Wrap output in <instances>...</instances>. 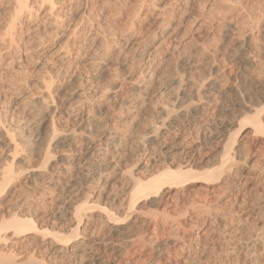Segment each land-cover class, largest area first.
I'll return each instance as SVG.
<instances>
[{"label": "bare ground", "instance_id": "1", "mask_svg": "<svg viewBox=\"0 0 264 264\" xmlns=\"http://www.w3.org/2000/svg\"><path fill=\"white\" fill-rule=\"evenodd\" d=\"M238 1L208 0L213 5L203 6V19H199L201 15L195 16L198 22L194 21L195 26L188 29L190 35L185 37V42L178 48H171L151 71H146L145 62H141L148 47L134 48L141 45L140 38L134 33V20L124 33H120L126 38L123 51L112 52V48L108 49L110 41L99 35L102 39L97 37L98 43L92 40V44L102 43L104 49L98 45L97 51L89 49L87 55L90 57L92 53L88 62L90 69L96 67L100 76H112L105 88L80 86L57 101L54 90L63 92L67 87L51 79H42V94L33 102L29 92H24L25 85L17 79L7 82L12 95L17 96L11 101L9 114L5 113V121L2 122L0 116V264H22L21 252L25 249L20 248L18 256L19 246L28 250V246L38 243L54 262L67 261L65 264L68 259L79 260L85 256L95 258L96 264H105L114 257L117 258L115 264H129L131 261L124 259L126 255L143 251V248L149 251L145 264H181L182 261L173 259L185 251L189 261L206 254L208 264L259 263L264 252V232L258 231L261 230L259 225L264 227V80L258 78L253 69L264 65V21L259 22L256 18L255 28L254 18L258 12L251 18L254 24L249 28L245 25L246 31L242 32L240 26L243 27L245 21L241 24L237 21ZM8 2L11 5L10 20L0 35V59L18 54V62L22 64L27 61L23 59L25 56L30 58L29 52L26 50L25 54V49L21 50L18 43L24 27L38 24L40 18L42 22L48 20L59 35L54 37H57L58 46H52L51 53L58 51L63 54L62 59L70 58L75 53L68 44L81 35L79 28L93 19L90 7L96 4V0H78L75 15H69L71 18L66 21L68 15L64 4L67 0ZM158 4L152 8L157 32L169 41L177 33V28L171 26L178 16L174 14L175 6L170 5L172 8L168 9L167 4L166 8ZM218 4L227 14L220 11L224 18L221 17L219 24L210 23L207 17L213 16L216 10L212 6ZM251 7L250 12L254 6ZM247 13L243 16H248ZM220 24L223 32L218 30L222 35L217 44L214 27ZM254 29L260 31L256 34ZM122 42L117 38L111 43L117 46ZM214 42L216 49H212ZM44 43L43 39L40 44ZM133 48L131 57L123 56L125 51L131 53ZM202 55H205L204 60L200 59ZM227 60L231 67L238 69L233 79L238 85L232 87L221 83ZM1 63L0 60V78L4 70ZM83 71L77 66L68 68L66 74L83 79ZM216 96L230 97L233 103L226 110L223 105L215 106ZM25 97H28L27 105L35 104L24 109H29L34 119H40L38 125L33 126V121H24L30 120L25 118L26 115L14 112ZM214 111L217 114L210 118L209 114ZM133 112L136 114L126 116ZM44 141L47 146L43 145ZM133 143L136 160L126 164L124 152ZM53 148H60V153H52ZM110 172L118 175L115 179L121 190L120 196L104 188L100 193L87 192V187L94 181H98L100 187L102 184L106 187L109 180L106 174ZM30 185L35 186L34 192L23 193L24 186ZM210 185L220 188L203 204L212 208V211L208 209L210 214L206 218L196 214L182 220L186 217L178 214L175 206L181 195L192 190L211 191L207 187ZM194 186L197 188L193 189ZM149 207L153 210L145 212ZM244 222L249 224L247 231L241 230L243 227L239 223ZM103 226L105 232H101ZM203 235L207 241L198 253L194 244ZM136 246L138 248L132 250ZM33 249H30L32 253L35 252Z\"/></svg>", "mask_w": 264, "mask_h": 264}, {"label": "rangeland", "instance_id": "2", "mask_svg": "<svg viewBox=\"0 0 264 264\" xmlns=\"http://www.w3.org/2000/svg\"><path fill=\"white\" fill-rule=\"evenodd\" d=\"M1 2H0V35H1V33H2V31L4 30V25L10 20V7H11V5H10V3L8 2V0H0ZM69 0H67V2H65V4H64V6H65V8H66V14L69 16V15H75V13H76V7H77V3H78V0H74V2L71 0V1H69ZM77 1V2H76ZM194 1V2H193ZM239 1H240V3H239ZM238 1V5H236V8L237 9H235L234 11L237 13H235L236 14V18H237V21L238 22H240V24H241V22H243V21H245L244 23H243V27H241L242 26V24H241V26H240V29L242 30V32L245 30L246 31V26H248L247 28H249L250 26L249 25H253L254 23H253V21L256 19V20H259V22L260 21H264V0H239ZM253 1L256 3L257 1V4H255V3H253ZM71 2H73V3H71ZM101 2H104V4H100ZM142 2V0H96V4H93L92 5V7H90V9H92L91 11H92V13H91V11H90V13L92 14L91 15V17H93V19L91 18L90 20H88L89 22H87V24L85 25V24H83L79 29H80V32H81V35L77 38V39H79V40H77V39H74V40H71L70 41V45L68 44V46H69V48H71L72 49V51L75 53V55L74 56H72V57H66L65 59L63 58L62 59V57H61V55H63V54H60L61 52H58V54H56L57 52H53L54 54H56V55H54L53 53H51L52 51H50L51 49V47L52 46H54V45H57V42L55 41V39L57 38H54L56 35H58V33H57V30H56V28L54 27V25L52 24L51 25V23L48 21H43L42 22V20H41V18L39 19V22H38V24H34L33 26H31V27H24V31L22 30V32H20V37L18 36V43L20 44V46H21V50H23L24 51V49H25V54H27V52H29L27 55H30V58L29 57H27L26 58V56L23 58V59H27V61H23V64L22 63H20V62H18V54H16L15 56H13V58H7V57H2L0 60H1V64H2V66L4 67V70H3V74H2V76H1V78H0V116H1V120H2V122L3 121H5L4 120V118H5V113L8 115L9 114V112H10V110L12 109L11 108V105H12V100H13V97L14 98H16V96L17 95H12V91H11V89H9V87L7 86V82H9L11 79H17L23 86H24V92H29V95H30V100L31 101H33L34 102V100H36L37 98H39V96H41V94H42V91L43 90H41V85H40V82L42 81V79H46V80H48L49 79V81H50V79L52 80V81H56L57 83H61V84H64L67 88L65 89V90H63V92L62 91H59V92H57V91H55L54 90V94H55V98H56V100L57 101H59V100H62V98L64 99V98H66L65 97V94L66 93H70V92H74L77 88H79L80 86L82 87V86H84V87H89V86H91V85H93V86H91V88H101V87H107V85H109L110 84V80L112 79V76L110 77V76H106V75H103V76H100L99 74H100V70H98L96 67H92V69H90L91 67H90V64L88 63L89 62V58L92 56V53H91V55H89L90 57H88V55L87 54H90L89 52H90V50L91 51H93L94 50V48L95 47H97L98 45H101V48H100V46L99 47H97V48H100V49H104L103 47L105 46V45H103V47H102V43H99L98 45H96L95 46V44H92V40H93V42L94 43H98V40L102 37V38H104L103 36H105V38L107 39V41L109 42L110 41V43H109V45H110V47H108V49H110V48H112V49H110V50H112V52H114V51H123V49L125 50L126 48H124V47H126V44H125V41H126V38L125 37H121V34L120 33H124V31H126V29L128 28V26H129V24L131 23V21H133L134 20V33H135V36L136 37H139L140 38V42H141V45H140V47H134L136 50L139 48V49H144V48H147L148 47V49H149V51L146 53V57H145V59H143L141 62L143 63V62H145V66H146V71H147V69L148 70H152L153 68L155 69L157 66H158V64L159 63H161L160 61H162V60H164V57L166 56V54L168 53V51L171 49V48H173V49H175V48H178V47H180L184 42H185V40H186V38H187V36L189 37V32H187L188 31V29L189 28H193V26H195L193 23H197L198 21H196L197 19L196 18H198L200 15H201V17H199V19L200 18H202L203 19V15H202V13H203V10L205 9V7H211L210 5H213L211 2H208V0H143V2ZM167 2V3H166ZM173 2H175V3H173ZM201 2V3H200ZM248 2V3H247ZM250 2V3H249ZM259 2H261V3H259ZM71 3V4H70ZM99 3V4H98ZM107 3V4H106ZM158 3H160V4H158ZM169 3V4H168ZM194 3V5H192ZM198 3V4H197ZM205 4V5H203V4ZM241 3L244 5H246V6H244V8L242 7V6H240L241 5ZM247 3V4H246ZM255 4V5H252V4ZM68 4H69V6H71L72 5V7L71 8H69V10H68ZM143 4V5H142ZM161 5V6H163L164 8H166V6L168 7V9H170V8H172V6H170V5H173V6H175V8H174V14H175V16L177 17V18H175V19H173L172 20V26H171V28H173V27H175V29L177 28V33H176V35L173 37V38H171V40H167V41H165L164 40V38L165 37H163V36H161V34H158V29H157V25H156V19L154 20V17H153V15H154V13H153V7H155L154 5ZM162 4H164V5H162ZM167 4V5H166ZM202 5V7H201V5ZM240 4V5H239ZM250 4H251V6H254V8H256V10L258 9V8H260V10H257V12L255 11V9L253 8V9H250L251 10V12L249 11V8L251 7L250 6ZM260 4V5H259ZM73 5H74V7H73ZM102 5V6H101ZM166 5V6H165ZM198 5V6H197ZM263 6V8H262V6ZM66 6H68V7H66ZM96 6V7H95ZM203 6H205V7H203ZM218 6V10H219V12H218V10L217 9H215L216 7ZM221 6V5H220ZM220 6H219V4L218 5H216V7L215 6H212V9L215 11V13L213 12V16H208L207 17V19H210L211 21H210V23H212L213 21H215V24H219V20L221 21V17H223L224 16V14L226 13V12H223L225 9L224 8H222V6H221V8H220ZM237 6H239V7H237ZM248 6H250V7H248ZM256 6V7H255ZM170 7V8H169ZM188 7V8H187ZM196 7V8H195ZM198 7V8H197ZM214 7V8H213ZM248 8V9H246L245 10V8ZM93 8H94V10H93ZM96 8V9H95ZM102 8V9H101ZM153 8V9H152ZM193 8H195L194 10L195 11H192V9ZM201 8H202V10H201ZM204 8V9H203ZM252 8V7H251ZM72 9V10H71ZM74 9H75V11H74ZM89 9V10H90ZM221 9V10H220ZM223 9V10H222ZM238 9H240V10H238ZM244 9V10H243ZM199 12H198V11ZM241 10H243V11H245V12H243L242 11V16L240 15L241 14ZM255 12H254V11ZM72 11H74V12H72ZM94 11V12H93ZM186 11H187V13H186ZM191 11L192 12H194V15L191 13ZM222 13H224V14H222ZM226 11V10H225ZM238 11V12H237ZM240 11V12H239ZM253 11V12H252ZM69 12V13H68ZM97 12V13H96ZM190 12V13H189ZM247 12H250L251 13V15H249L250 13H247ZM258 12H260L259 13V15H258ZM262 12V13H261ZM185 13H186V15H185ZM196 13V14H195ZM217 13H218V16H217ZM243 13H247V15L248 16H245L246 14H244V16H243ZM254 13V14H253ZM136 14V15H135ZM153 14V15H152ZM216 14V15H215ZM221 16H220V15ZM227 14V13H226ZM225 14V15H226ZM256 14V15H255ZM133 15V16H132ZM152 15V16H151ZM189 15H192V16H189ZM199 15V16H198ZM259 16V18L260 19H262V20H260V19H258V16L257 17H255V16ZM68 16H66V18H65V20L67 21V20H69L71 17L69 16V18H68ZM139 16V17H138ZM195 16H196V18H195ZM249 16H251V17H249ZM255 18H254V17ZM103 17V18H102ZM129 17H131V18H129ZM135 17V18H134ZM179 17H181V19L179 18ZM192 17V18H191ZM206 17V16H205ZM211 17V18H210ZM215 17V18H214ZM217 17V18H216ZM245 17V18H244ZM246 17H248V18H246ZM254 18V20L252 21V19L251 18ZM134 18V19H133ZM139 18V19H138ZM180 19V21H182V22H180L179 21V19ZM188 18V19H187ZM191 18V19H190ZM224 18V17H223ZM131 19V20H130ZM198 19V20H199ZM247 19V20H246ZM250 19V20H249ZM92 20V21H91ZM130 20V21H129ZM187 20H189V21H187ZM240 20H242V21H240ZM250 22H249V21ZM255 20V21H256ZM65 21V22H66ZM91 21V22H90ZM195 21V22H194ZM208 21V20H207ZM252 21V22H251ZM129 22V23H128ZM192 24H191V23ZM209 22V21H208ZM238 22H237V24H238ZM246 22H248L247 24H246ZM257 22L258 21H256V24H255V28H256V25H257ZM89 23V24H88ZM90 23H91V25L93 26H90ZM126 23V24H125ZM128 23V24H127ZM157 23H158V21H157ZM179 23V24H178ZM195 23V24H196ZM221 23V22H220ZM223 23V22H222ZM221 23V24H222ZM250 23V24H249ZM162 24V23H161ZM182 24V25H181ZM189 24V25H188ZM216 25L217 27H214V29H215V33H216V36H218L217 37V44L220 42L219 41V37L222 35V33L221 32H223V30L221 29V28H223V25ZM239 24V25H240ZM99 25H100V27H99ZM176 25V26H175ZM246 25V26H245ZM86 28L87 27V29H85L84 27ZM89 26V27H88ZM126 26V27H125ZM178 26V27H177ZM33 27V28H32ZM54 27V28H53ZM90 27H91V29H90ZM154 27V28H153ZM220 27V28H219ZM81 28H84V30L83 29H81ZM125 28V29H124ZM186 28H187V30H186ZM258 28V27H257ZM65 29H66V27H65ZM121 29V30H120ZM179 29V30H178ZM186 31V33H185V31ZM54 30V31H53ZM87 30V31H86ZM95 30V31H94ZM137 30V31H136ZM155 30H156V32H155ZM217 30V31H216ZM218 30H220V31H218ZM83 31H85L84 33H82ZM121 31V32H120ZM260 30H255L254 29V32L257 34L258 32H259ZM55 32V33H54ZM102 32H104V33H102ZM184 32V33H183ZM86 33V34H85ZM98 33V34H97ZM157 35H156V34ZM84 35V37H83V35ZM94 34H97L96 36L94 35ZM101 34L103 35V36H101ZM141 34V35H140ZM148 34V35H147ZM154 34V35H153ZM189 34V35H188ZM40 37H39V36ZM43 35V36H42ZM95 36L94 38H91V36ZM101 37H100V36ZM107 35V36H106ZM144 35V36H143ZM82 36V37H81ZM88 36V37H87ZM143 36V37H142ZM154 36V37H153ZM184 36V37H183ZM37 37H39V39L37 38ZM42 37H44L43 39H44V41H45V43L47 44H45L44 43V45L42 46L41 44H40V42L41 41H43V39H42ZM49 37V38H48ZM58 37H59V35H58ZM97 37L99 38L97 41H96V39H97ZM186 37V38H185ZM30 38V39H29ZM35 38H37V39H35ZM52 38V39H51ZM89 38H91V39H89ZM101 38V39H102ZM111 38V39H110ZM115 38V39H114ZM117 38H118V40H122L123 42V44L121 43V44H119V45H117V46H112L113 45V43H111V42H113L114 40L116 41L117 40ZM179 38V39H178ZM185 38V39H184ZM34 39V40H33ZM51 39V40H50ZM109 39V40H108ZM152 39V40H151ZM173 39V40H172ZM175 39V40H174ZM178 39V40H177ZM183 39H184V41H183ZM29 40H30V42H29ZM33 40V41H32ZM48 40H49V42H48ZM89 40H91V41H89ZM161 40H164V41H161ZM38 41V42H37ZM73 41H74V43H73ZM150 41V42H149ZM156 41V42H155ZM181 41V42H180ZM159 42H161V43H159ZM165 42V43H164ZM216 42H214L213 43V47H212V49H216V48H218L217 47V44H216ZM40 44L41 45V47L39 48V46L40 45H37V44ZM49 43V44H48ZM56 43V44H55ZM82 43V44H81ZM90 43V44H89ZM163 43V44H162ZM72 44V45H71ZM81 44V45H80ZM161 44V45H160ZM165 44H167V45H165ZM171 44V45H170ZM23 45V46H22ZM85 45V46H84ZM93 45V46H92ZM108 45V46H109ZM58 46V45H57ZM78 46V47H77ZM79 46H80V48H79ZM89 46L91 47V48H89ZM107 46V45H106ZM147 46V47H146ZM156 46V47H155ZM169 46H171L170 48H169ZM214 46H216V47H214ZM22 47H24V48H22ZM84 47V48H83ZM87 47V48H86ZM93 47V48H92ZM114 47V48H113ZM160 47V48H159ZM30 48V49H29ZM118 48V49H117ZM134 48H133V50H131V53H130V51L128 50L127 51V54L125 53H123V56H125L126 58H127V56L129 57H131L132 56V51L134 52L135 50H134ZM157 50H156V49ZM32 49V50H31ZM90 49V50H89ZM120 49V50H119ZM153 49V50H152ZM155 49V50H154ZM162 49V50H161ZM26 50H27V52H26ZM98 49H96L95 48V51H97ZM23 51H21V55H23L22 54V52ZM49 51H50V53H49ZM62 51V50H61ZM159 51V54L157 53ZM164 51V52H163ZM2 52V51H1ZM0 52V53H1ZM35 52V53H34ZM88 52V53H87ZM94 52V51H93ZM111 51H109L108 53H112ZM161 52V53H160ZM34 53V54H33ZM107 53V54H108ZM38 54V55H37ZM49 54V55H48ZM53 54V55H52ZM77 54H78V57H77ZM131 54V55H130ZM31 55L33 56V57H31ZM50 55H52L53 57H51ZM127 55V56H126ZM148 55V56H147ZM154 55V56H153ZM157 55V56H156ZM122 56V57H123ZM160 56H162V57H160ZM204 56V57H203ZM76 57V58H75ZM88 57V58H87ZM153 58V59H151V58ZM158 57V58H157ZM201 58V60H204L205 59V55H202V56H200ZM47 58V59H46ZM157 58V59H156ZM160 58V59H159ZM12 59V60H11ZM62 59V60H61ZM131 59V58H130ZM130 59H127V61L129 62V60ZM148 59H149V61H148ZM154 59H156V60H154ZM10 61L9 63H7L8 61ZM63 60H65V61H63ZM74 60V61H73ZM87 60V61H86ZM145 60V61H144ZM222 60H224V59H222ZM32 61V62H31ZM56 61V62H55ZM67 61H69V62H67ZM82 61H85L84 63L82 62ZM151 61V62H150ZM228 61V60H227ZM226 61V63L227 64H225L224 65V67L223 68H225L224 69V75L222 74L221 75V83H223V85L225 86V87H232L233 85H238V81H236V79H235V81L233 80L235 77H234V75H237V71H238V69L236 70L234 67L235 66H233L232 65V67H231V64H229L230 62L228 61L227 62ZM26 62V63H25ZM131 62V61H130ZM129 62V63H130ZM224 62V61H223ZM222 62V63H223ZM5 63V64H4ZM65 63V64H64ZM80 63H81V65H80ZM150 63V64H149ZM7 64V65H6ZM39 64V65H38ZM69 64V65H68ZM73 64V65H72ZM78 64V65H77ZM85 64H87V66L85 65ZM131 64V63H130ZM144 64V63H143ZM221 64V63H220ZM84 65H85V67H84ZM151 65V66H150ZM229 65V66H228ZM262 65V64H261ZM261 65H259V66H257L258 68L256 69V70H254L253 69V71H254V73H256L255 75L258 77V78H260V79H262V80H264V65H262V67H261ZM61 66V67H60ZM63 66V67H62ZM71 66H73V67H71ZM77 66H80L81 68H82V74H84L83 75V79H78L77 77H75V76H72L71 74H66V70L68 69V68H75V67H77ZM149 66H150V68H149ZM90 67V68H89ZM47 68V69H46ZM263 68V69H262ZM57 69V70H56ZM87 69V70H86ZM234 69V70H233ZM46 70V71H45ZM86 70V71H85ZM5 71V72H4ZM50 71V72H49ZM89 71V72H88ZM91 71V72H90ZM228 71H230V72H232V73H230V72H228ZM263 71V72H262ZM199 73H200V70L198 71ZM202 72V71H201ZM227 72V73H226ZM48 75H47V74ZM50 73V74H49ZM61 73V74H60ZM65 73V74H64ZM230 73V74H229ZM260 73H262L261 75H260ZM46 76H45V75ZM60 76H59V75ZM97 74V75H96ZM15 75V76H14ZM35 75V76H34ZM40 75V76H39ZM43 75V76H42ZM37 76V77H36ZM63 76V77H62ZM105 76V77H104ZM260 76V77H259ZM6 77V78H5ZM9 77H11L10 79H9ZM15 77H17V78H15ZM31 77V78H30ZM34 77V78H33ZM45 77V78H44ZM53 77V78H52ZM59 77V78H58ZM61 78V79H60ZM90 78H92V79H90ZM95 78V79H94ZM22 79V80H21ZM40 79V80H39ZM65 79V80H64ZM71 79V80H70ZM74 79V80H73ZM77 79V80H76ZM227 79V80H226ZM29 80V81H28ZM68 80V81H67ZM93 80V81H92ZM72 81V82H71ZM84 83H82V82ZM88 81V82H87ZM98 81V82H97ZM100 81V82H99ZM108 81V82H107ZM226 81V82H225ZM64 82V83H63ZM81 82V83H80ZM87 82V83H86ZM232 82V83H231ZM36 83V84H35ZM107 83V84H106ZM229 83V84H228ZM234 83V84H233ZM27 84V85H26ZM80 84V85H79ZM83 84V85H82ZM160 82L158 83V86L160 87ZM37 85V86H36ZM69 85V86H68ZM30 86V87H29ZM71 86V87H70ZM4 88V89H3ZM38 88H40V90L38 89ZM70 88V89H69ZM31 89V90H30ZM32 91V92H31ZM63 93V94H62ZM58 94H59V96H58ZM11 97H10V96ZM38 95V96H37ZM37 96V97H36ZM59 97V98H58ZM32 98V99H31ZM28 99V97H25L23 100H22V103L21 104H19V109L17 110V109H15L16 111H14V112H20V113H18L19 115H26L25 116V118L27 119V118H29L30 120H24V121H33V126L34 125H38V123L40 122V119L39 118H35L34 119V117H32V114L33 113H31L30 111H29V109H24V107L25 106H30V107H34L33 105H35L34 103H32L31 105H27V100ZM218 99V100H217ZM222 98H220L219 96L217 97H215L214 98V105L215 106H218V107H220L221 105H223V108H225V110L228 108V106H230L232 103H233V99L231 100V98L230 97H228V98H224V99H222ZM221 100V101H220ZM26 101V102H25ZM218 101V102H217ZM232 101V102H231ZM217 102V103H216ZM224 102V103H223ZM228 102H230L229 104H228ZM10 103V104H9ZM26 104V105H25ZM228 104V105H227ZM10 105V106H9ZM9 107V108H8ZM2 112V113H1ZM223 112H224V110H223ZM136 113L135 112H133V113H128L126 116H128V115H135ZM217 113L214 111L213 113H210L209 114V117L211 116V117H213L214 115H216ZM6 115V116H7ZM125 115V114H124ZM138 116H140V115H138ZM136 117V116H135ZM210 117V118H211ZM138 118V117H137ZM140 118V117H139ZM31 119H33V120H31ZM38 120V121H37ZM44 144V146L46 145L47 146V141H44L43 142ZM132 147V148H131ZM131 149V150H130ZM2 150H0V152H1ZM129 151V152H128ZM55 153V154H58V152L60 153V148H57V149H55V148H53L52 149V153ZM132 153V154H131ZM124 154H125V158L127 159H125L126 161V164L127 163H133L135 160H136V155H137V151L135 150V146H134V143H133V146L131 145L130 147H128L127 149H125V152H124ZM130 158V159H129ZM130 160V161H129ZM129 161V162H128ZM115 175V176H114ZM106 176H108L109 177V180H108V184H105L106 185V187H104V184H102L103 186H101L100 187V184L98 185V181H94V183L93 184H90L89 185V187H87V192H99L100 193V191L102 190V191H104L103 190V188L104 189H106L105 191H110L111 193L113 192V194H116L117 196H120V194H121V190H120V187L118 186V184L116 183V179H117V177H118V175L117 174H112V172H110V173H107L106 174ZM116 178V179H115ZM110 181V182H109ZM116 184V185H115ZM95 185V186H94ZM98 185V186H97ZM200 185V184H199ZM95 188H94V187ZM111 188H110V187ZM86 187V186H85ZM92 187V188H91ZM114 187V188H113ZM208 187V189H210L211 191H209V190H207V192L204 190V191H202V190H196V191H194V190H192V191H189V192H187L188 194H182L181 195V197L179 198V202L178 203H176V205L175 206H177V209H178V214H180V215H183V216H185L186 218H181L182 220H184V219H189V218H191L192 216H195L196 214H201L202 216H203V218H206L207 216L206 215H209L210 214V211L209 210H211L212 211V208H210V207H208V205L206 204V205H204L203 206V204H205V201H207V200H210L216 193H218L219 192V190L218 189H220V188H218L219 186H217V185H210V186H207ZM102 188V189H101ZM108 188V189H107ZM197 188V186H194L193 187V189H196ZM36 188H35V186H33V185H30V186H24V189H23V193L25 192V194H27L28 192L29 193H33L34 192V190H35ZM93 189V190H92ZM214 189V190H213ZM115 190V191H114ZM213 190V191H212ZM216 190H218L217 192H214V191H216ZM47 191H48V189H47ZM117 191V192H116ZM198 192V193H197ZM215 193V194H214ZM21 194H22V192H21ZM21 194H19V195H21ZM24 194V195H25ZM192 194V195H191ZM214 194V195H213ZM17 196H18V194H17ZM190 196V197H189ZM191 198V199H190ZM104 199H105V197H104ZM106 200V199H105ZM109 205V204H108ZM206 206V207H205ZM111 207V206H110ZM180 207V208H179ZM114 210H116V207H112ZM145 209H147V210H145V212H147V211H149V213L153 210L152 208H145ZM209 209V210H208ZM113 210V211H114ZM151 210V211H150ZM208 211H209V213H208ZM148 213V212H147ZM248 222V221H247ZM260 222V221H259ZM259 222H258V224H259ZM245 223V224H244ZM243 224H244V226H243V224L242 223H239V224H241V225H239V227L241 226V227H243V229H241V230H243V231H247V227H248V225H247V223L246 222H244ZM259 227V229H261V230H258V231H260V233H262V232H264V227H263V229H262V227L260 228V225L258 226ZM102 228V227H101ZM101 228L99 229V230H101ZM247 228V229H246ZM105 226H103V228H102V230H101V232H105ZM162 229H163V227H162ZM42 230H44V229H42ZM49 230L50 231H52L53 232V229L52 228H49ZM104 230V231H103ZM46 233V232H45ZM201 233L203 234L204 233V230L203 231H201ZM202 234H200V235H202ZM48 235H50V234H48ZM114 238H119L118 236H114ZM194 238H196L195 236H194ZM207 238H206V236L204 237V235H203V237H200V238H198L197 239V244H194L195 245V247L197 248V252L198 253H200L201 251H202V249H203V245L205 244V242L207 241L206 240ZM203 242V243H202ZM38 245V247H35V246H37ZM32 244L31 246H28V250L26 249V248H24L22 245H20L19 246V249H18V251H17V254H18V256H20V253H18V252H21V249H25V250H27V253H26V251L25 250H23L21 253L23 254H21L22 255V259H24L23 260V262H22V264H24V262H26L25 264H45L44 262H46V264H65L66 262H62L61 263V261H58V262H54L55 260L54 259H52V258H50V255L47 253V252H44V249L41 247V243H38V244ZM32 246H33V248L35 247V249H33L32 248ZM23 247V248H22ZM194 247V248H195ZM21 248V249H20ZM33 249L32 251H35V252H33L34 253V255H32L33 253L31 252V250L30 249ZM138 247L136 246V247H134L132 250H135V249H137ZM38 251V252H37ZM139 251V250H138ZM24 252L26 253V254H24ZM31 252V253H30ZM147 252H149L148 251V248L146 249V248H143V251L141 250L140 252H133V254L132 253H128V255H126L125 257L126 258H124L125 260H129V261H131L129 264H145L146 262H145V260H147ZM47 253V254H46ZM136 253V254H135ZM264 253V252H263ZM262 253V255L263 256H261V260L259 261V263L258 264H264V254ZM30 254H31V256H30ZM132 254V255H131ZM202 254V253H201ZM25 255V256H24ZM47 255V256H46ZM130 255H131V257H130ZM204 256H202V255H199L200 256V258H198V260L196 259V260H194V261H189L188 259H187V257H188V254L186 253V251L184 252V253H182L181 255L179 254V256H177L176 258H174L173 260L176 262V261H179L180 260V262H181V264H208L207 262H208V256L206 255V254H203ZM206 255V256H205ZM26 258H24V257ZM28 256V257H27ZM30 256V257H29ZM31 257H33L34 259H32ZM47 257V258H46ZM28 258V259H27ZM179 258V259H178ZM82 258H79V260L78 259H73L74 260V262H73V260H69L68 259V263L67 264H96V263H98L97 261H96V259L94 258V259H90V257H87V256H85V257H83V259L81 260ZM117 259V258H116ZM116 259H115V257H114V259H109L108 261H106V262H104L105 264H115L114 262L116 261ZM137 259V260H136ZM145 259V260H144ZM176 259V260H175ZM186 259H187V261H186ZM205 259V260H204ZM43 260V261H42ZM51 260V261H50ZM53 260V261H52ZM76 260H77V262H76ZM87 260V261H86ZM92 260V261H91ZM40 263H39V262ZM69 261H71L70 263H69ZM93 261H96L95 263L93 262ZM188 262V263H186V262ZM204 261V262H203ZM48 262H50V263H48ZM52 262V263H51ZM184 262V263H183ZM200 262V263H199Z\"/></svg>", "mask_w": 264, "mask_h": 264}]
</instances>
